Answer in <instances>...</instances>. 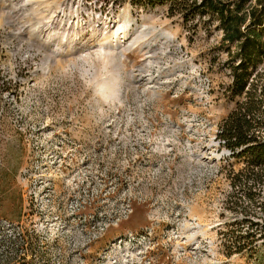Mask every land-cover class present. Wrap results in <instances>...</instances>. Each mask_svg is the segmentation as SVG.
I'll return each instance as SVG.
<instances>
[{
	"label": "rangeland",
	"instance_id": "rangeland-1",
	"mask_svg": "<svg viewBox=\"0 0 264 264\" xmlns=\"http://www.w3.org/2000/svg\"><path fill=\"white\" fill-rule=\"evenodd\" d=\"M221 41L167 6L0 0V238L32 264H264L242 222H264V188L227 206L244 165L218 138L236 107Z\"/></svg>",
	"mask_w": 264,
	"mask_h": 264
},
{
	"label": "trees",
	"instance_id": "trees-1",
	"mask_svg": "<svg viewBox=\"0 0 264 264\" xmlns=\"http://www.w3.org/2000/svg\"><path fill=\"white\" fill-rule=\"evenodd\" d=\"M138 8L150 9L167 6L170 16L180 15L189 25L206 17L209 23H216L222 32L221 46L226 49L230 65L231 84L229 98L236 101V107L221 122L218 138L231 152L230 157L238 159L244 167L231 177V186L236 187V197L227 199V206L246 215L248 204L253 201L252 186L264 188V91L257 93L256 79L264 62V0H130ZM235 47V49H232ZM257 226L258 239H264V222L250 220L242 222ZM249 227V226H248ZM236 252H242L252 232L238 233ZM244 235V236H243ZM21 234H10L0 238V264H32L27 260L30 254L24 250Z\"/></svg>",
	"mask_w": 264,
	"mask_h": 264
},
{
	"label": "built area",
	"instance_id": "built-area-1",
	"mask_svg": "<svg viewBox=\"0 0 264 264\" xmlns=\"http://www.w3.org/2000/svg\"><path fill=\"white\" fill-rule=\"evenodd\" d=\"M231 153V152H230Z\"/></svg>",
	"mask_w": 264,
	"mask_h": 264
}]
</instances>
